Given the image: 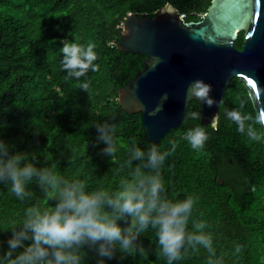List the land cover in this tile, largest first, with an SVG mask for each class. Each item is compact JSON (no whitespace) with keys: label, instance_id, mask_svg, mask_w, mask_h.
Masks as SVG:
<instances>
[{"label":"trees","instance_id":"obj_1","mask_svg":"<svg viewBox=\"0 0 264 264\" xmlns=\"http://www.w3.org/2000/svg\"><path fill=\"white\" fill-rule=\"evenodd\" d=\"M212 0H0V139L12 144L13 151L37 157V167L57 165L65 179H82L88 190L103 187L119 190L121 181L132 182L136 161L119 173L128 158L131 141L147 152L152 144L161 151L176 150L163 167L165 195L183 200L189 194L199 197L193 218L204 219L214 233L217 255L225 254V264H264V136L254 141L227 119L225 110L239 108L250 114L245 122L260 133L264 127L248 89L234 76L225 90L217 126L186 120L200 113L198 99L190 100L182 122L159 141L146 137L142 111L128 112L119 101V89L143 68L145 55L119 49L123 22L130 12L155 16L171 3L187 21L200 20ZM245 30L234 41L241 49ZM63 43L95 45L96 71L89 70L80 80L66 79L61 70ZM89 83L85 92L78 88ZM201 114V113H200ZM114 124L116 153L102 154L93 125ZM201 126L209 135L204 147L193 150L184 139L186 131ZM147 171V170H145ZM11 185L0 184V254L7 248L13 225H19L30 206L54 207L33 183L27 189L31 199L19 200ZM189 230H192L191 221ZM147 258L138 254L107 264H167L158 255L155 231L142 234ZM240 250L236 251V246ZM85 264H96L89 252ZM208 254L200 248L173 264H207Z\"/></svg>","mask_w":264,"mask_h":264},{"label":"clouds","instance_id":"obj_2","mask_svg":"<svg viewBox=\"0 0 264 264\" xmlns=\"http://www.w3.org/2000/svg\"><path fill=\"white\" fill-rule=\"evenodd\" d=\"M95 45L63 43L61 70L66 79L80 80L89 70L96 71L98 59ZM78 88L88 92L85 80ZM195 95L205 98L208 106L215 101L208 97L211 86L196 82ZM227 119L245 132L249 139L261 140L264 133L257 132L252 124L245 128L246 121H252L250 114L239 108L226 109ZM201 114L192 112L186 120H199ZM97 131V142H103L102 154L113 157L116 153L114 124L105 121L93 125ZM184 139L193 150L204 147L209 139L201 126L189 128ZM13 145L0 139V184L11 185V192L23 201L31 199L33 193L27 186L33 181L45 193L54 207L42 209L38 205L26 210L25 219L13 225L7 248L0 254V264H85L89 252L94 253L96 264L109 261H123L128 256L140 255L147 258L148 252L141 240L149 228L158 239V255L173 264L189 253L208 254L207 264H225V254L217 255L214 233L204 219L193 218L194 206L199 197L187 195L183 200H169L163 193L165 186L162 167L175 150L161 151L155 144L145 152L135 139L131 141L126 158L117 172L136 166L132 182L121 181L119 190L108 191L103 187L88 190L89 185L82 179H65L57 172V165L37 167V157L24 151H13ZM147 170V171H145ZM191 221L192 230H189ZM3 243L0 242V247ZM240 246H236V251Z\"/></svg>","mask_w":264,"mask_h":264},{"label":"water","instance_id":"obj_3","mask_svg":"<svg viewBox=\"0 0 264 264\" xmlns=\"http://www.w3.org/2000/svg\"><path fill=\"white\" fill-rule=\"evenodd\" d=\"M241 29L239 49L234 41ZM117 47L145 55L143 68L119 89V101L128 112L142 111L149 140L177 127L192 99L200 102L201 124L217 126L234 76L248 89L264 127V0H212L197 21L185 20L171 3L155 16L130 12ZM196 82L211 86L212 106L194 94Z\"/></svg>","mask_w":264,"mask_h":264},{"label":"built area","instance_id":"obj_4","mask_svg":"<svg viewBox=\"0 0 264 264\" xmlns=\"http://www.w3.org/2000/svg\"><path fill=\"white\" fill-rule=\"evenodd\" d=\"M183 17V15H181Z\"/></svg>","mask_w":264,"mask_h":264}]
</instances>
